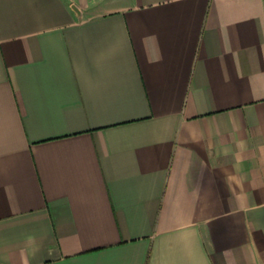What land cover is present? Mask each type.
Segmentation results:
<instances>
[{
  "label": "crops",
  "instance_id": "0c3cea01",
  "mask_svg": "<svg viewBox=\"0 0 264 264\" xmlns=\"http://www.w3.org/2000/svg\"><path fill=\"white\" fill-rule=\"evenodd\" d=\"M0 264H264V0H0Z\"/></svg>",
  "mask_w": 264,
  "mask_h": 264
}]
</instances>
